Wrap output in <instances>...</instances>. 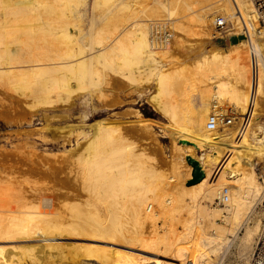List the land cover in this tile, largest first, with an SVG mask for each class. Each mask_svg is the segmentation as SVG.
I'll return each instance as SVG.
<instances>
[{
    "label": "bare ground",
    "instance_id": "1",
    "mask_svg": "<svg viewBox=\"0 0 264 264\" xmlns=\"http://www.w3.org/2000/svg\"><path fill=\"white\" fill-rule=\"evenodd\" d=\"M86 2L0 0V84L32 98L33 109L53 108L77 92L89 100L106 83L107 71L138 87L153 85L150 102L177 128L176 139L191 143L184 159L198 161L204 177L184 186L192 178L188 162L184 170L174 167L168 176L127 139L119 125L99 121L80 132L86 143L70 169L86 194L85 201L64 200L57 209L54 202L46 206L31 202V197L27 200L8 183L0 187V264H54L67 245L54 242L62 238L101 243L72 246L69 242L70 253L76 256L69 254L72 260L86 264H139L141 257L156 264H219L233 250L248 262L263 217L257 208L262 182L254 165L242 157V144L231 141L230 126L236 117L231 124L218 122L213 130L208 125L213 114L220 121L229 115L228 108L245 114L250 102V50L232 4L229 0H93V20L97 18L100 25L96 28L92 22L83 35L79 11ZM239 3L255 28L252 4ZM212 12L231 23L230 43L205 49L192 70L178 62L173 46L154 44L152 23L157 20L171 24L175 40L179 35L221 39L210 28ZM259 49L264 55V42ZM262 98L264 68L258 77L256 120L257 101ZM204 148L210 150L207 156L205 152L199 158L189 156ZM255 157L263 160L264 151H256ZM173 183L178 185L175 191ZM32 241L41 243L29 245Z\"/></svg>",
    "mask_w": 264,
    "mask_h": 264
},
{
    "label": "rangeland",
    "instance_id": "2",
    "mask_svg": "<svg viewBox=\"0 0 264 264\" xmlns=\"http://www.w3.org/2000/svg\"><path fill=\"white\" fill-rule=\"evenodd\" d=\"M92 1L93 0H87L86 4L82 6L79 11L82 16L83 35L88 32V28H90L92 22H94L93 24L96 28L100 25V21L97 18H95V21L93 20V11L91 9ZM217 16L223 15L212 12L209 14L208 22L212 21L210 23H213ZM210 28L213 33L214 31L216 32L212 24H210ZM218 34L219 33L216 32V35ZM81 35L82 33L79 35V38ZM179 36L180 39L178 40L173 38L170 46H173L174 55L177 57L176 59L178 62L182 65H186L190 70H192L194 61H196L198 55L205 49L209 50L211 48L214 50L221 48L217 42L220 38L208 40V38L198 39L190 38L186 35ZM211 40L212 42H210ZM105 78L107 84L105 83L101 89L93 92L89 100L88 96H84L77 92L70 99L72 101L58 102L53 108L45 107V109L30 108L29 104L32 102V98L27 99L19 96L15 92H12L5 84H0V187L8 183L19 193L21 191L24 197L28 196L29 198L26 197V199L28 198L27 200L31 197V202L46 206L54 202L53 204L56 203L55 205L59 206H55L57 209L61 208L60 206L66 200L79 201L81 199V202L85 201L86 194L79 188L78 181H75L76 176L74 174L71 175L70 169L72 168L71 165L75 155L82 150L86 143L80 140V132L91 130L92 126L99 121H108L119 125L132 144L135 143V145H138V148L143 149L146 157L150 156V159L155 162L157 161L156 163L158 164L157 166L160 172L170 176L173 173L174 167L184 170L182 168L188 165L186 161L187 156L184 159V150L186 151V147L191 143L187 145L182 142L189 141L185 139L177 140V137H175L177 128L174 127L167 116L155 109L154 104L150 102L149 96L154 90L153 85L147 87L146 85L148 84L143 83L144 85H141L143 88L141 86L138 87L118 73L112 71H107ZM242 86L244 87V85ZM246 90H248V88H246ZM96 93H102V98L98 99ZM257 103V107L261 108H257L260 113L258 117L259 120L257 121L256 118H253L254 120L251 126L247 128L244 133L245 135H242L238 139V123L235 121L230 129L232 142L244 143L247 145L248 150H245L242 144L241 155L245 153L244 150L247 152L251 151L252 154H255L256 151H264V141L262 140L264 136V124H258L259 122H264V99H259ZM48 108L50 110H48ZM231 112L234 113L233 116L235 117L240 116V114L232 108L225 110V114H230ZM254 125H256L255 127L257 129L253 135V145L248 131H250V128ZM76 139H79L81 144L78 145ZM177 144H179L183 150L179 149L178 146H176ZM209 151L208 148H204L200 151L194 149L191 153L192 155L189 156L199 158L200 155H202L201 152H205L207 156ZM225 151L226 147L222 149V152ZM245 155L247 156V153ZM250 157L251 156H249V159ZM255 160V165L258 164V166H256V173L259 176L257 169L264 167V159L255 158ZM187 181L184 182V186H186ZM176 185V183H173V186H171L173 191L177 188ZM47 196L49 200L44 199L47 198ZM216 205L217 204H215V206ZM258 211L261 212V210ZM182 216L185 218L186 213ZM217 222L219 224L223 223L220 220ZM178 227H181L180 224ZM146 232L149 234L150 230L147 228ZM54 242L67 243L66 247L64 246L66 250L63 247L59 251L63 253V256L59 258L61 260L56 259L55 261L52 258L56 264H66V262L67 264H86L80 259L77 261L76 259L74 261L72 260V258L76 256H74V253H72L73 255L70 253L73 251L71 247L74 246V243L76 245L101 244L73 238L57 239ZM69 242L72 243V246ZM33 243L40 244L41 242H28L29 245H33ZM68 243L70 246H68ZM1 244L10 245V243ZM104 245L113 246L105 243ZM238 257L239 255H236L235 250L228 251V255L224 256L219 264L224 262L225 264H232L238 261L244 262ZM62 261H64V263ZM46 263L51 264L52 261L51 263L46 261L45 264ZM145 263L156 264V262L154 263L152 260H149L147 263V260L141 257L139 264Z\"/></svg>",
    "mask_w": 264,
    "mask_h": 264
},
{
    "label": "built area",
    "instance_id": "3",
    "mask_svg": "<svg viewBox=\"0 0 264 264\" xmlns=\"http://www.w3.org/2000/svg\"><path fill=\"white\" fill-rule=\"evenodd\" d=\"M233 7L235 19L238 21L243 38L247 42L250 50L251 64V87H250V102L245 114L238 118L237 137L238 139L246 132L247 128L253 121V112L255 109V101L257 98V85L259 71L264 68V55L259 49L260 42H264V0H248L256 14V27L254 28L250 17L242 9L239 0H229ZM213 26L221 35V38H229L232 35V26L223 16H217L213 21ZM173 30L170 23L166 20H157L152 23V40L156 46L168 47L173 41ZM234 113L225 115L220 121L219 116L213 114L209 120V129L213 130L218 122L222 124H231ZM259 178L262 182V196L257 204V208L262 211L263 217L261 227L256 241L253 245L251 256L248 262H234L232 264H264V167L257 169ZM219 203L220 200L218 199ZM190 264V263H188ZM221 264H225L221 263Z\"/></svg>",
    "mask_w": 264,
    "mask_h": 264
},
{
    "label": "water",
    "instance_id": "4",
    "mask_svg": "<svg viewBox=\"0 0 264 264\" xmlns=\"http://www.w3.org/2000/svg\"><path fill=\"white\" fill-rule=\"evenodd\" d=\"M217 42L221 45H228L230 43V38H221ZM187 162L193 167V172L192 178L187 181L186 186L195 185L203 179L204 173L202 172L198 161L188 157Z\"/></svg>",
    "mask_w": 264,
    "mask_h": 264
},
{
    "label": "crops",
    "instance_id": "5",
    "mask_svg": "<svg viewBox=\"0 0 264 264\" xmlns=\"http://www.w3.org/2000/svg\"><path fill=\"white\" fill-rule=\"evenodd\" d=\"M238 117H236V118H234V121L235 122H237L238 123ZM254 120V119H253ZM258 121V120H257ZM260 123H263L264 124V122L262 121V122H259L258 124H260ZM257 124V125H258ZM232 126H233V124L230 126L231 128H232ZM251 126V125H250ZM256 125H254V126H252L251 128H250V131H248V134H250V140L253 142L252 144L254 145V141H253V135H254V133H255V131H256V127H255ZM243 135H245V134H243ZM243 144V148H245V150H248V148H247V145L246 144H244V143H242ZM244 150V152L245 153H243V155H242V157L244 158H246L247 160L245 161L246 162V164H253L254 165V167H255V172H256V166H258V164H256L255 165V162H256V160H255V154H252L251 153V151H249V152H247V151H245ZM247 153V156L245 155ZM249 156H251L250 157V159H249ZM244 158V159H245ZM257 174V173H256ZM258 175V174H257ZM259 177V176H258Z\"/></svg>",
    "mask_w": 264,
    "mask_h": 264
}]
</instances>
